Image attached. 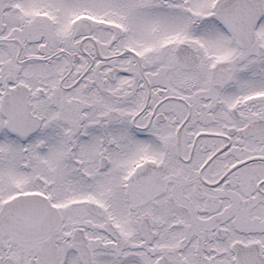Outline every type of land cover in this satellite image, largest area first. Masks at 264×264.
<instances>
[{
	"label": "snow or ice",
	"instance_id": "obj_1",
	"mask_svg": "<svg viewBox=\"0 0 264 264\" xmlns=\"http://www.w3.org/2000/svg\"><path fill=\"white\" fill-rule=\"evenodd\" d=\"M0 264H264V0H0Z\"/></svg>",
	"mask_w": 264,
	"mask_h": 264
}]
</instances>
